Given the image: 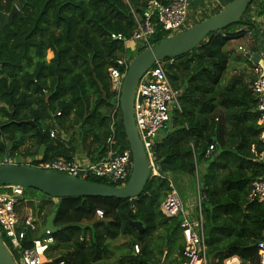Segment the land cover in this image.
<instances>
[{"label":"trees","instance_id":"obj_1","mask_svg":"<svg viewBox=\"0 0 264 264\" xmlns=\"http://www.w3.org/2000/svg\"><path fill=\"white\" fill-rule=\"evenodd\" d=\"M215 1L219 9L203 13L182 31L217 15L234 0ZM258 1L252 2L238 23L208 35L190 53L166 60L168 78L181 92L182 111L175 112L169 125L174 131L155 146L160 176H151L141 195L132 200L55 198L58 202L50 214L56 213V227L67 229L53 235L56 244L52 250L66 264H105L111 243L122 235L134 240L121 253L120 264H161L164 258L168 264H183L186 244L181 218H167L161 212L171 191V174L187 176L193 190L197 186L200 204L195 217H204L209 264H222L234 256L241 264H259L257 243L264 233V207L248 199L252 182L264 176V160L257 156L264 152V144L253 79L246 82V75L241 74L232 77L228 87L220 88L230 65L227 45L250 36L255 41L264 38L254 19L264 16V3ZM147 2L0 0L1 13L9 14L15 6L19 9L0 40V163L7 156L15 157L34 138L35 144L25 148L28 157L41 143L38 130L47 144L54 128L79 131L83 140L98 144L103 152L108 147L115 155L130 150L120 94L112 89L109 71L120 59L131 61L148 47L137 44L132 52L113 36L131 41L137 26L135 15L142 18ZM207 7L206 0H196L189 13ZM174 35L159 31L150 38V45ZM260 50L254 43L250 48L251 53ZM49 52L54 54L51 60ZM52 144L44 161L71 160L69 150L59 142ZM253 145L257 154L252 152ZM211 146L214 150L207 155ZM87 180L122 187L107 178ZM6 191L10 190L0 188V194ZM29 193L35 196L38 191L26 188L24 198ZM97 210L103 211L104 219L96 218ZM132 222H140L143 231ZM1 238L16 262L4 234ZM136 245L140 246L137 254Z\"/></svg>","mask_w":264,"mask_h":264},{"label":"built area","instance_id":"obj_2","mask_svg":"<svg viewBox=\"0 0 264 264\" xmlns=\"http://www.w3.org/2000/svg\"><path fill=\"white\" fill-rule=\"evenodd\" d=\"M196 0H148L144 15L137 17L136 29L131 41L150 47V38L159 31L164 33L178 34L188 26L190 6ZM113 38L128 44L130 41L121 35ZM130 60L125 57L117 62V67L110 69V80L112 89L121 94L122 84L128 71ZM124 69V72L122 71ZM252 91L257 100V111L259 112L258 125L262 129L260 139L264 144V74L260 66L253 70ZM179 91L175 90L170 82L164 62H158L151 67L141 78L136 90L134 99V119L136 127L144 145L149 161L151 176H160L155 163V146L162 131L166 130L172 123L173 114L181 112ZM61 131L58 128L51 130L50 138L56 139ZM112 141L110 142V144ZM214 150L211 146L207 152L210 155ZM252 152L256 153L255 146ZM258 159L264 160V152L258 154ZM9 157L5 158L1 165H13ZM16 164V163H15ZM14 164V165H15ZM18 165V164H16ZM24 165L37 167L44 170H51L64 173L73 177L107 178L112 183H120L124 186L132 171V154L130 150L121 155H115L110 151L107 158L95 164H80L66 158H56L48 161L30 159ZM171 184V183H170ZM5 189L10 191L0 194V235L4 234L11 249L17 257L16 264H66L60 255H54L52 247L55 238L49 230H45L42 237H39L41 228L45 227L46 215L43 212L34 214L32 209L25 207V214H19L21 199L24 198L25 189L20 186H8ZM249 202H256L264 207V176L257 178L251 184ZM25 203H29L26 200ZM161 212L167 218H181V229L186 244L183 256L186 259L184 264H209L207 258L206 237L204 232L203 217L199 216L194 220L186 212L182 199L171 185V191L161 205ZM97 219H104L101 210L96 212ZM22 224V229L19 228ZM32 235V236H31ZM24 240L29 241L22 246ZM135 253L140 252V246L136 245ZM259 264H264V233L257 243ZM222 264H241L237 257H231Z\"/></svg>","mask_w":264,"mask_h":264},{"label":"water","instance_id":"obj_3","mask_svg":"<svg viewBox=\"0 0 264 264\" xmlns=\"http://www.w3.org/2000/svg\"><path fill=\"white\" fill-rule=\"evenodd\" d=\"M253 1L234 0L217 15L201 23L192 25L160 43L150 46L131 60L120 94V110L123 126L132 154L131 176L125 186L116 188L105 184L90 182L64 173L44 170L24 164H13L0 166V188L20 186L34 189L53 198L76 196L132 200L141 195L147 185L148 179L151 177L147 154L134 119V99L141 78L158 62H164L186 55L204 42L208 35L222 31L238 23ZM17 14H19L17 6L9 14L0 12V40L1 34L6 28L12 26ZM242 54L255 66H260L264 74V60L260 53L255 52L250 54L242 52ZM26 124L35 125L33 122H26ZM38 133L42 144L41 149H44V135L39 130ZM55 218V212L47 217L45 227L41 228L39 237H42L45 230H49L54 235L67 229V226L56 227ZM131 225L139 232L143 231V226L140 222H132ZM19 228L22 229V224H20ZM27 243L29 241L24 240L22 246H25ZM0 264H16L12 254L3 242L1 235Z\"/></svg>","mask_w":264,"mask_h":264},{"label":"crops","instance_id":"obj_4","mask_svg":"<svg viewBox=\"0 0 264 264\" xmlns=\"http://www.w3.org/2000/svg\"><path fill=\"white\" fill-rule=\"evenodd\" d=\"M163 1H166V0H163ZM258 3H260V4L264 3V1L259 0ZM254 19H255L256 23L259 24L260 29H261V34L264 37V16L256 17ZM253 41H255V40L251 36L247 37L244 40L234 41L235 43L239 44L236 47V49L239 51V53H237V57L235 58V61L230 60V65H229V69L231 68L230 71H232L233 77L239 76L241 74L242 75L243 74L249 75V76H247V75L244 76V80L246 82H250L253 78V65L254 64L253 63L250 64L247 61L248 59H246V57L242 54V52L251 53L250 48H251L252 44L254 43L261 48V50L258 51V53H260L262 59L264 60V38L256 40L255 42H253ZM228 52L230 53L231 50L230 51L228 50ZM48 55H49V56H47L48 60H51L54 57V54L52 52H49ZM229 69H228V71H229ZM50 133H51V131L49 132V134ZM78 133H79V131H70L68 133L65 131H61V133L59 134V136L56 139L50 138L47 144H45V141H44V149H41V147H42L41 143L39 146H34L31 150V154L28 157L17 158L16 157L17 155L15 157H10V156H7V157H9L11 159V161H13L14 164L15 163L16 164H24V163H27L30 159H35V158L43 160V155L46 153V149L52 143H53L52 145H54V142H59L63 146L64 149L69 150V157L71 158V160H74L80 164H85V165L91 164V163L95 164V163H97V162L108 157V155L111 151L110 147H108V151L103 152V149L98 144H93L90 140H83ZM162 138L163 137L160 134L158 141ZM34 144H35L34 138H32V139L29 138L23 148H26V147L28 148ZM7 157H5V158H7ZM0 164H2V163H0ZM168 180L170 181L171 185H173L176 188V190L178 189L177 186L180 184H182V185H185V184L189 185L190 184V179L187 176L180 175V174H171L168 176ZM33 201H35V200H33ZM45 202H46V207H45ZM45 202L41 203V205H38L37 203L36 204L38 206H40L39 207L40 211L42 210L47 216H49L54 205L58 202V199H55V198L48 199ZM29 209H32V207L30 205H29ZM186 212L191 216L189 211L186 210ZM199 216H202V215L199 214ZM191 218L196 220L192 216H191ZM182 236H183V234H182Z\"/></svg>","mask_w":264,"mask_h":264},{"label":"rangeland","instance_id":"obj_5","mask_svg":"<svg viewBox=\"0 0 264 264\" xmlns=\"http://www.w3.org/2000/svg\"><path fill=\"white\" fill-rule=\"evenodd\" d=\"M206 4L208 5V7L206 8V11H204L203 9H198L196 13H193V11H190V13H189L190 21H188L189 25L200 20L203 16V13L207 12L209 14H212L214 10L219 9L218 8L219 3L216 2L215 0H206ZM255 8H256V5L254 6L253 9H255ZM253 9L251 11H254ZM137 44L138 43H136V42L130 41L128 44H126V46L128 49H130V51L134 52L138 48ZM237 45H239V44H237L235 42H231L226 47V51L231 50V52L229 53V57H230L231 61H235V58L237 57V53H239V51L236 49ZM164 67L166 68V61H164ZM230 69H229V71H227V73L225 74V76H224V78L220 84L221 89L228 87L232 81V77H233L232 75L233 74H232V71H230ZM173 116H175V114H173ZM173 131H174V129L172 127L168 126V128L166 130L161 132V136L164 138L165 136L171 134ZM16 157L17 158H20V157L25 158L26 157L25 156V148H22L20 151H18ZM177 188H178L177 191L179 192V195L183 201L184 207L186 208L187 211L190 212L191 216L196 219V217H195L196 208L199 207V204H200L199 194H198V192H196L197 190H195V189H197V186L195 187L194 190L192 189L190 184L189 185L180 184L177 186ZM32 198L35 201H33L30 204L25 203L26 200L30 201ZM48 199H51V198L48 197L47 195H44L41 192L36 193L35 196L33 193L26 194L25 198L21 199V203L19 206L20 209L18 210L19 214L21 216H23L25 214L24 209L28 205H30L34 209V211L39 210L40 206H38V205H41V203H44ZM45 207H46V202H45ZM203 219H204V217H203ZM133 240L134 239L131 236L122 235L117 241L112 242L111 243V254L106 257V259L103 261V263H105V264H120L121 253L125 252L127 249L130 248L131 242ZM125 248H127V249H125ZM134 251H136L135 248H134ZM54 255H56V253ZM161 264H168V261L164 258L162 260Z\"/></svg>","mask_w":264,"mask_h":264},{"label":"clouds","instance_id":"obj_6","mask_svg":"<svg viewBox=\"0 0 264 264\" xmlns=\"http://www.w3.org/2000/svg\"><path fill=\"white\" fill-rule=\"evenodd\" d=\"M18 165H20V164H18ZM129 181V180H128ZM126 185V184H125ZM124 185V186H125ZM123 187V186H122ZM3 188H6V187H3ZM7 192V191H6ZM29 201V200H28ZM33 202V199H31L30 201H29V203L28 204H30V203H32ZM27 207H29V205L27 206ZM32 212L34 213V214H36V213H39V212H43L42 210L40 211V209L39 210H37V211H34V209L32 208ZM44 213V212H43ZM46 215V214H45ZM47 215H46V219H47ZM55 244H56V240H55ZM54 244V245H55ZM54 247V246H53ZM53 251H55V250H53ZM56 254H58V253H56Z\"/></svg>","mask_w":264,"mask_h":264},{"label":"bare ground","instance_id":"obj_7","mask_svg":"<svg viewBox=\"0 0 264 264\" xmlns=\"http://www.w3.org/2000/svg\"><path fill=\"white\" fill-rule=\"evenodd\" d=\"M195 264H200L199 262L195 263Z\"/></svg>","mask_w":264,"mask_h":264}]
</instances>
